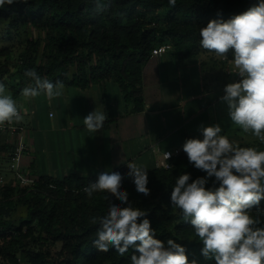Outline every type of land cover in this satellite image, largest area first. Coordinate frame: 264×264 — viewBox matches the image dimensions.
<instances>
[{
    "label": "trees",
    "instance_id": "1",
    "mask_svg": "<svg viewBox=\"0 0 264 264\" xmlns=\"http://www.w3.org/2000/svg\"><path fill=\"white\" fill-rule=\"evenodd\" d=\"M97 0H16L0 8V25L7 23L4 36L15 29L31 26L41 35L28 40L20 55L8 46L0 47V83L15 97L32 81L25 76L35 70L54 84L57 81L83 89L106 81L117 83L132 114L144 111L143 69L154 51L170 45L179 60L198 58L204 51L200 46V28L211 20L227 21L258 5L261 0H100L108 4L106 11L97 12ZM246 147L264 150L259 140ZM12 148L0 141L5 170L12 179L0 184V259L5 264H131L130 248L120 256L115 249L99 252L93 246L99 224L93 217L108 213L109 202L120 204L115 197L97 192L91 198L83 189L89 181L72 174L65 179L40 177L33 187H21L9 170ZM26 168L34 175V163ZM121 190L128 201L144 210L155 230V237L165 243L174 240L186 249V255L198 264H215L201 254L203 244L196 237L190 221H184L179 209L171 207L170 195L175 180L189 174L190 181L206 177L188 161L184 151L171 160V168L148 171L150 195L136 191L126 174ZM215 177L208 178L206 189L219 186ZM127 204L121 205L126 207ZM264 207V201L261 202ZM25 211V216H20ZM255 215V210H253ZM139 222V221H138ZM264 227V223L259 225ZM57 245L60 249L52 252Z\"/></svg>",
    "mask_w": 264,
    "mask_h": 264
},
{
    "label": "clouds",
    "instance_id": "2",
    "mask_svg": "<svg viewBox=\"0 0 264 264\" xmlns=\"http://www.w3.org/2000/svg\"><path fill=\"white\" fill-rule=\"evenodd\" d=\"M14 2L0 0V8ZM176 3L169 0L170 7ZM107 9L108 4L97 0V12ZM199 35L200 46L218 56L227 59L226 54L233 50L232 62L240 80L227 84L220 100L227 105L232 123L264 144V0L227 21H209L200 28ZM25 76L32 83L22 89L24 98L44 94L51 100L63 95V82L54 84L35 70L26 71ZM106 119L105 112L96 109L83 123L88 133H95L103 128ZM22 120L17 102L0 83V125ZM201 132L203 139H187L183 151L189 163L207 176L192 182L189 174L179 176L172 187L171 207L180 210L184 221H190L206 259H214L215 264H264V227L259 226L264 223V150L239 146L221 134L219 124L203 127ZM171 155L165 153L166 159ZM127 167L126 175L136 191L150 195L148 167L135 162ZM211 177L219 186L206 189ZM123 179L120 172L105 171L83 189L89 198L102 192L107 193L105 199L111 194L121 202H109L106 215L92 218V224H99L93 246L105 253L114 248L120 256L135 249L139 255H131V264H198L196 260L189 261L186 249L174 240L169 239L166 246L154 238L150 221L141 220L146 212L134 207L128 193L121 190ZM123 204L127 206L121 207Z\"/></svg>",
    "mask_w": 264,
    "mask_h": 264
},
{
    "label": "crops",
    "instance_id": "3",
    "mask_svg": "<svg viewBox=\"0 0 264 264\" xmlns=\"http://www.w3.org/2000/svg\"><path fill=\"white\" fill-rule=\"evenodd\" d=\"M226 55L205 50L198 58L179 60L171 50L153 54L143 69L145 108L137 114L130 113L132 106L126 105L113 81L85 89L66 85L63 95L51 100L44 94L14 98L25 128V167L31 161L36 177L60 180L72 174L98 178L130 162L146 165L149 171L162 153L182 152L187 139H203L201 129L216 124L221 134L246 147L258 139L232 123L220 100L225 86L240 80L233 50ZM96 109L107 119L102 129L88 133L83 119ZM0 141L7 143V136L0 134ZM4 156L0 154V165Z\"/></svg>",
    "mask_w": 264,
    "mask_h": 264
},
{
    "label": "built area",
    "instance_id": "4",
    "mask_svg": "<svg viewBox=\"0 0 264 264\" xmlns=\"http://www.w3.org/2000/svg\"><path fill=\"white\" fill-rule=\"evenodd\" d=\"M172 49L170 45H163L154 51V55L161 56L166 51ZM22 115V110L19 108ZM25 128L21 122H13L11 125H0V134L7 136V144L12 148L9 161V170L13 173L16 180L20 183L21 187H33L40 182V178L31 174L25 167V155L27 152V143L25 140ZM159 154V152H157ZM165 153H171V157L167 160ZM181 154V150L165 151L161 157L155 160L156 169H170L171 160ZM5 183V178L0 177V184Z\"/></svg>",
    "mask_w": 264,
    "mask_h": 264
},
{
    "label": "rangeland",
    "instance_id": "5",
    "mask_svg": "<svg viewBox=\"0 0 264 264\" xmlns=\"http://www.w3.org/2000/svg\"><path fill=\"white\" fill-rule=\"evenodd\" d=\"M7 29V23H3L0 25V47L2 46H8L13 52H15L16 55H20L25 47L27 46L28 40L31 39H37L39 36H41L37 30H35L31 26L22 27L20 29H15L13 31L12 36H4ZM7 94H10L13 99L15 98L11 92L6 88ZM17 101V100H15ZM4 162V160H3ZM5 170L0 169V177L3 175ZM6 178V177H5ZM26 212L22 211L20 216H25ZM60 249V245H57L55 249L52 250L53 253L58 251ZM0 264H5L0 259Z\"/></svg>",
    "mask_w": 264,
    "mask_h": 264
}]
</instances>
